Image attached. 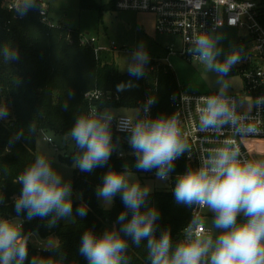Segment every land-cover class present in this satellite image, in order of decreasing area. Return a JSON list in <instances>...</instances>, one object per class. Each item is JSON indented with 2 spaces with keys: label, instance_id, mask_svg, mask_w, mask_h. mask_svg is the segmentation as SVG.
Wrapping results in <instances>:
<instances>
[{
  "label": "clouds",
  "instance_id": "9594fccd",
  "mask_svg": "<svg viewBox=\"0 0 264 264\" xmlns=\"http://www.w3.org/2000/svg\"><path fill=\"white\" fill-rule=\"evenodd\" d=\"M37 7L44 12L42 0L39 4L37 0H11L9 5L20 17ZM220 27L217 21L212 29L193 32L188 40L190 46L185 49L216 77V90L202 97L197 109L198 130L223 137L215 146L202 149L199 165H189L183 173H177L172 185L177 205L200 211L191 215L182 240L173 241L170 227L159 229L157 235L160 212L150 200L153 185L142 184L133 169H155L159 181H168L177 159L184 154L191 159L192 144L191 133L183 127L179 112L155 118L150 115L156 102L152 94L142 108L135 109L133 116L122 115L119 119V130L130 133L127 142L135 160L131 167L125 162L120 170L108 167L96 187V196L106 209L119 194L124 210L117 217L119 227L114 224L99 234L91 228L83 230L79 253L88 264H131L130 248H138L144 241L147 264H264V158H253L241 149V142L247 138L264 134V117L260 115L264 95H230L228 73L241 61L243 49L231 47L224 54L221 42L225 35L217 31ZM18 58V49L11 42L0 45V60L4 64ZM148 61L149 54L141 43L124 68L129 75L141 77ZM132 86L131 82L121 83L117 91ZM62 107L68 108L67 101ZM253 107L257 109L255 115ZM8 115L7 104L0 101V119ZM114 118V111H100L91 105L87 111L77 113L72 128L62 137L74 142L78 150L73 168L91 174L108 164L116 149L111 128ZM225 129L231 132L230 136L225 135ZM25 131L28 135L37 133L34 119L26 130L20 129L16 138ZM44 140L53 142L48 136ZM13 182L22 185L15 199L18 216L26 212L29 220L47 217L48 227L52 228L61 220L75 223L77 218L83 220L87 215L88 206L83 202L73 213L71 181L64 180L53 166L51 153H37ZM4 203V196L0 195V205ZM208 213L213 215L209 217ZM214 230L218 234L214 235ZM32 236L23 231L19 218L0 215V264H25ZM44 241L41 249L50 254L33 255L30 264H67L61 244L49 238Z\"/></svg>",
  "mask_w": 264,
  "mask_h": 264
},
{
  "label": "trees",
  "instance_id": "16d2710c",
  "mask_svg": "<svg viewBox=\"0 0 264 264\" xmlns=\"http://www.w3.org/2000/svg\"><path fill=\"white\" fill-rule=\"evenodd\" d=\"M264 23V0H258ZM81 10H94L101 16L103 12L118 10L116 0L99 3L96 0H80ZM14 13H4L5 18H11L8 26L0 28V45L5 42L18 49L19 58L9 65L0 60V101L8 106L9 115L0 119V195L5 203L0 205V215L19 218L24 232L37 234L41 238L56 236L61 244V251L66 254L67 264H88L86 258L79 253L83 230L91 228L101 233L105 228L116 224L117 217L124 210L121 197L118 194L113 199L110 209L102 206L96 196V187L101 184V177L108 167L120 170L126 162L131 167L135 157L127 142L129 135L118 133L113 127V151L108 164L97 168L89 174L74 170L72 188L80 192L82 199L73 201V213L83 202L88 206V212L83 220L77 218L75 223H62L49 228L47 217L28 219L26 212L17 214L15 199L20 195L22 185L14 183L23 169L34 161L38 138L41 132L64 136L72 128L77 113L87 111L88 107L136 109L142 108L147 98L154 94L156 102L150 108V115H171L174 113L173 100L177 98L181 86L171 65L159 58H149L145 65L146 73L134 77L128 72H121L114 61L113 51H95V47L81 43L82 33L78 28H71L62 23L50 26L42 21L39 7L29 10L27 15L13 18ZM240 48V42L237 43ZM233 66L228 76L236 75ZM19 80V83H17ZM128 82L132 87L117 91V85ZM183 89V88H182ZM98 91L99 98H89L87 93ZM67 101L68 108L62 105ZM142 115V112H141ZM35 120L37 133L28 135L27 131L17 139L20 129ZM74 152L60 156L62 161L73 165ZM119 153H123L122 156ZM189 166L186 160L175 162L170 188L156 189L150 194L151 202L159 209V229L170 227L173 241L183 239V229L187 226L193 209L177 205L174 200L172 185L177 173H183ZM139 176L151 177L152 171L133 169ZM146 244V241L142 242ZM131 247L129 256L131 264H147V252L144 245ZM47 256L50 253L36 247L32 240L29 243L28 260L30 264L33 255Z\"/></svg>",
  "mask_w": 264,
  "mask_h": 264
},
{
  "label": "built area",
  "instance_id": "2783aa9c",
  "mask_svg": "<svg viewBox=\"0 0 264 264\" xmlns=\"http://www.w3.org/2000/svg\"><path fill=\"white\" fill-rule=\"evenodd\" d=\"M11 0H0V28L11 24V18H5L4 13H14L13 18L18 19L14 11L9 9ZM40 0H37L39 4ZM42 13L40 11L42 21L50 26H56L51 16L49 9L44 0ZM118 10L151 13L155 19V30L158 34L175 37L181 41L179 50H176L173 45L166 47L168 54L165 58L160 59L167 64L169 56L174 52L180 54L185 60L192 62L197 61L189 53L185 51L188 40L193 32H198L201 29H212L217 21L221 27L217 29H233L239 32L240 48L243 49L242 58L234 67L236 75H240L242 80V89L238 92H232L230 95L235 97L253 98L264 95V23L261 20L262 12L258 0H116ZM81 43L95 47V51L100 50L116 52L120 50L114 43L110 45H99L95 37L88 34L82 35ZM209 93H194L187 92L181 88L178 97L173 100L174 113L179 112L183 121V127L191 133L190 143L192 144V157L188 158L187 154L182 155L180 159L187 161L189 165H199V155L202 149L215 146L223 137H218L212 133H202L198 130V107L201 106V98ZM89 98H99L100 93L93 91L87 93ZM257 109L253 107L252 114L255 115ZM143 115V113H142ZM261 117H264V109L260 110ZM122 115H115L111 127L118 133L130 135L127 131H120L118 122ZM126 116V115H125ZM225 135L230 136L231 132L225 129ZM253 139H264L262 136H253L241 142L242 151L248 153L252 157V152L247 143ZM120 156L121 153H119ZM154 176L155 173H154ZM172 175L166 184V188H170ZM200 211L193 209L194 212ZM201 215L203 213L201 212Z\"/></svg>",
  "mask_w": 264,
  "mask_h": 264
},
{
  "label": "rangeland",
  "instance_id": "374dc122",
  "mask_svg": "<svg viewBox=\"0 0 264 264\" xmlns=\"http://www.w3.org/2000/svg\"><path fill=\"white\" fill-rule=\"evenodd\" d=\"M96 1L105 4L111 0ZM44 2L49 9V15L55 23H62L71 28H78L82 34L95 37L99 45L106 46L114 43L120 48V50L113 54L114 61L121 72H128L124 66L127 60L129 62L131 61L132 52L141 43L144 44L149 58L153 59L165 58L168 54L166 49L168 45H173L176 50L180 49V40H176L173 36L162 35L156 32L154 15L151 13L113 10L103 12L100 16L94 10H81L80 0H44ZM220 32H223L225 35V39L221 44L224 49V54H227L231 47L237 46L239 32L233 29H222ZM221 59H223V55ZM169 63L176 73L180 86L185 91L209 93L216 90L215 73L210 74L206 67L199 61L189 62L180 54L174 52L169 56ZM230 77L232 85L230 93L240 91L243 85L240 75ZM110 110L114 111L115 115H126L129 117L133 116L135 112V109L126 108ZM44 136L51 137L53 142L48 143L44 140ZM62 137L61 135L41 132L38 138L36 154L40 152L51 153L53 166L63 175L64 180H70L72 183L74 170L79 169L73 168L71 164L62 161L60 156L70 155L74 152L75 146L74 142L70 140L64 141ZM138 177L142 184L150 182L153 185V191L165 188L167 184L166 181H159L154 175L145 178L138 175ZM73 193V201L74 199H82L80 192L73 190ZM100 202L104 206L101 200ZM208 215L211 217L213 214L208 213ZM61 222L72 223L70 221L65 222L64 220H61ZM48 238L53 241H58V238L54 235L41 238L36 234L32 239V243L41 249L40 245Z\"/></svg>",
  "mask_w": 264,
  "mask_h": 264
},
{
  "label": "crops",
  "instance_id": "0c3cea01",
  "mask_svg": "<svg viewBox=\"0 0 264 264\" xmlns=\"http://www.w3.org/2000/svg\"><path fill=\"white\" fill-rule=\"evenodd\" d=\"M247 145L248 147H250L253 158H264V139H253L250 142H248ZM35 235L36 234H33L32 239Z\"/></svg>",
  "mask_w": 264,
  "mask_h": 264
},
{
  "label": "water",
  "instance_id": "95a60500",
  "mask_svg": "<svg viewBox=\"0 0 264 264\" xmlns=\"http://www.w3.org/2000/svg\"><path fill=\"white\" fill-rule=\"evenodd\" d=\"M214 234H217V232L214 230Z\"/></svg>",
  "mask_w": 264,
  "mask_h": 264
}]
</instances>
